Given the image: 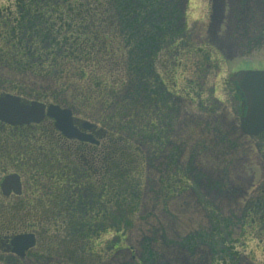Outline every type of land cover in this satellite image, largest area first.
I'll return each instance as SVG.
<instances>
[{
	"label": "trees",
	"instance_id": "1",
	"mask_svg": "<svg viewBox=\"0 0 264 264\" xmlns=\"http://www.w3.org/2000/svg\"><path fill=\"white\" fill-rule=\"evenodd\" d=\"M13 5L14 10L0 9V89L70 108L103 133L99 146L75 149L52 140L57 133L48 121L29 130L46 133L44 148L29 160L41 167L29 172V184L41 186L45 199L22 200L30 228L50 236L49 247L34 253L32 261L49 263L56 243L66 238L78 251L97 257L95 245L115 237L110 247L115 251L124 246V230L140 212L141 147L161 148L167 140V130L152 116L166 108L155 106L151 88L166 75H157L154 64L170 53L174 74L179 62L182 70L190 69L191 61L204 75L213 52L182 40L184 28L175 41L177 15L172 16L168 0H14ZM145 17L157 18L156 26ZM185 48L194 53L188 63L180 57ZM197 86L190 90L199 95ZM257 140L262 153L264 133ZM175 179L165 181L170 187L160 192L164 203L181 188V179ZM247 198L241 222L251 224L256 238L264 237V180Z\"/></svg>",
	"mask_w": 264,
	"mask_h": 264
},
{
	"label": "rangeland",
	"instance_id": "2",
	"mask_svg": "<svg viewBox=\"0 0 264 264\" xmlns=\"http://www.w3.org/2000/svg\"><path fill=\"white\" fill-rule=\"evenodd\" d=\"M168 1L175 3L171 12L177 15L172 19L175 41H180L184 28L192 34L189 43L212 50V60L204 75L191 62L185 75L178 73L176 85L169 82V90L179 89L176 92L184 97L181 117L171 115L159 83L151 86L166 104L159 116L152 115L155 123L165 128V114L172 122L165 128V145L141 147L143 199L131 228L124 230V246L113 251L115 237H106L105 243L95 245L100 254L96 257L78 251L69 238L60 239L51 254L54 264H264V237L257 239L251 224L241 222L248 195L264 180V152H257L255 140L242 133L244 102L238 87L229 82L238 71L264 70V0H253L248 7L246 0H215L216 6L212 2L209 8L210 0ZM13 4L14 0H0V9L14 10ZM148 18L143 20L156 26L158 19ZM162 60L153 63L157 75L162 73ZM188 79L204 85V94L180 92ZM6 90L2 91L13 93ZM175 178L185 183L164 203L160 192L170 187L165 181L177 182ZM16 202L20 205L19 199ZM49 241V234L41 232L34 253L45 251ZM69 255L73 263L63 262ZM12 260L0 253V264H37L31 257L19 263Z\"/></svg>",
	"mask_w": 264,
	"mask_h": 264
},
{
	"label": "flooded vegetation",
	"instance_id": "3",
	"mask_svg": "<svg viewBox=\"0 0 264 264\" xmlns=\"http://www.w3.org/2000/svg\"><path fill=\"white\" fill-rule=\"evenodd\" d=\"M207 4V2H206ZM250 6V4H248ZM208 6V4H207ZM246 7H248L246 5ZM192 34H188V38H191ZM186 38V37H183ZM186 42L189 43V40L186 38ZM194 53H189L188 48H185V51L183 50L180 57L181 59H186L187 62L190 61L189 56H192ZM202 54V53H201ZM171 55L169 53V56L166 55L163 58V62L160 63L161 65V74L166 75L165 82L161 83L162 90H164L167 94L165 95V98H168L169 111L171 115H176L177 117H181L182 114V108H180L179 105H184L185 100L182 94H179L176 92L179 89L169 90L168 85L169 82L174 80V82L177 83L176 77L178 73H181L182 75H185V71H188L187 66L186 68H182L184 71L181 70L182 62H179L176 67L179 68L176 69L174 74V65H172L171 61ZM188 65V64H187ZM163 70V71H162ZM160 74V75H161ZM195 81V79L191 80H183V88L180 89V92H185L189 95V90L191 86H197L193 85L191 82ZM175 84V83H174ZM176 85V84H175ZM200 85V86H199ZM180 87V86H179ZM196 91L204 92L205 88L201 83L198 84ZM4 93L2 90H0V96ZM155 96L157 97L155 101V106H164V102L162 101L161 97L158 93H155ZM25 100H37L43 103H46L47 105L50 103H55L53 101L49 100H38V99H28L25 97H22ZM182 105V106H183ZM74 114L75 119L78 120H84L82 118H78V116ZM172 116L167 117L166 115V123L165 128L169 127V123L172 122ZM76 120V124L80 127V121ZM49 122L51 125H53L55 132L57 133L56 140L52 138L53 141L58 142V144H63V146L67 145L69 147H74L75 149L77 146H92L90 144H87L85 142H81L76 139H68L63 134L58 131L55 127L54 121L52 119H45L43 122L39 124H30V125H22V126H12L9 124H6L4 122L0 121V253L2 255H8L12 259V261L19 263L22 262L23 259H28L31 257L30 251H27L24 257H18L12 252V246H11V239L13 236L21 233H26L32 230L29 226V220L28 217L25 215V210L27 208L24 207V203L22 199H45V191L41 186H35L29 184V172L30 171H37L41 170V167L38 165H34L30 163V159L34 157V155H38L40 151L44 148V145L46 144L45 136L46 133L44 131L40 132H31L29 130L35 129L36 127L40 126L41 124L45 122ZM162 152V151H160ZM31 164V165H30ZM9 175H17L20 178V192L17 194L14 191L11 192H4L2 188V183L4 179ZM14 199L20 200L19 202L13 203ZM29 227L30 230L24 227ZM34 232V229H33ZM258 239V238H257ZM33 260V259H32ZM52 260L48 264H54L51 263ZM65 262V261H64ZM71 262V261H67ZM66 263V262H65ZM73 263V262H71ZM60 264V263H58ZM64 264V263H63ZM67 264V263H66Z\"/></svg>",
	"mask_w": 264,
	"mask_h": 264
},
{
	"label": "water",
	"instance_id": "4",
	"mask_svg": "<svg viewBox=\"0 0 264 264\" xmlns=\"http://www.w3.org/2000/svg\"><path fill=\"white\" fill-rule=\"evenodd\" d=\"M241 89L246 101V113L241 118L242 131L251 136L264 132V71L242 70L231 77ZM46 118L53 119L55 127L68 139L98 144L99 141L91 132L95 125L89 121L77 126L73 112L57 104H46L40 101H27L13 94L0 96V121L12 126L39 124ZM20 178L17 175L7 176L2 188L4 192H20ZM36 244L33 233H22L11 239L12 252L24 257L27 250Z\"/></svg>",
	"mask_w": 264,
	"mask_h": 264
},
{
	"label": "bare ground",
	"instance_id": "5",
	"mask_svg": "<svg viewBox=\"0 0 264 264\" xmlns=\"http://www.w3.org/2000/svg\"><path fill=\"white\" fill-rule=\"evenodd\" d=\"M251 1H253V0H246V1H244L245 6L248 5V4L251 5Z\"/></svg>",
	"mask_w": 264,
	"mask_h": 264
}]
</instances>
